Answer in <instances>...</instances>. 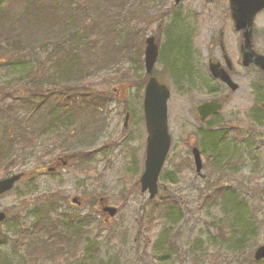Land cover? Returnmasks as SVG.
Here are the masks:
<instances>
[{
    "label": "rangeland",
    "instance_id": "rangeland-1",
    "mask_svg": "<svg viewBox=\"0 0 264 264\" xmlns=\"http://www.w3.org/2000/svg\"><path fill=\"white\" fill-rule=\"evenodd\" d=\"M227 6L228 0H185L178 6L174 0H149L148 8L140 9L146 13L145 19H135L133 11L128 14L129 26L138 24L141 29L130 51L138 48L140 53L122 64L121 72H129L131 79L119 82L121 73L114 76L109 69L89 84V89L104 99V106L96 111L99 134L90 147L78 156L70 150L69 154L58 153L41 162L39 146L31 154L20 151L23 156H15L7 168L8 174L21 171L25 175L13 190L0 197V210L8 211V219L0 225V264H264V260L254 259L255 249L264 245V121H255L264 120V108L259 109L264 105V74L242 65V37L227 16ZM179 13L184 22H179L175 30L192 34L193 64L208 78V88L189 92L183 80L181 87L185 89L178 88L165 68L171 57L165 50L170 29L165 33L164 25L169 26L170 16ZM150 19L153 22L148 24ZM160 22L163 30L157 26ZM255 26L264 27V13L257 16ZM150 35L156 37L160 53L164 47L154 74L171 90L168 119L172 137L158 180L159 192L152 201L140 185L147 144L144 40ZM221 44L234 63L233 79L239 84L236 91L209 77L207 62L221 61ZM13 74L8 64H0V116L13 102L11 98L6 102L8 96L3 94L4 87L9 91ZM213 97L225 98L223 108L215 117L201 122L197 106ZM205 129L223 130L227 141L222 143L234 152L232 165L221 176L208 168L213 158L202 136ZM81 130L73 131L65 144L72 148L79 144ZM1 133L2 128L0 139ZM208 137L212 139V135ZM195 146L203 157L200 172L196 171L192 153ZM8 174L0 170V178ZM214 186L226 188L229 194L234 190L238 199L230 200L228 206L220 203L222 193L214 191ZM213 192L218 193L214 195L216 201H212ZM106 206L116 208V214L110 217L103 210ZM48 209L49 216L40 222ZM235 212L246 216L247 229H233L232 224L241 223L233 216ZM62 218H84L87 224L78 242L68 245L66 238H59L63 255H53L56 248L52 246L51 258L40 253L35 260L18 246L16 240L22 229L34 225L44 243L51 245L64 229ZM46 224L53 225L52 231H44Z\"/></svg>",
    "mask_w": 264,
    "mask_h": 264
},
{
    "label": "trees",
    "instance_id": "trees-1",
    "mask_svg": "<svg viewBox=\"0 0 264 264\" xmlns=\"http://www.w3.org/2000/svg\"><path fill=\"white\" fill-rule=\"evenodd\" d=\"M147 2L149 0H0V64H8L14 71L9 91L4 87L3 92L8 96L6 102L9 98L13 102L2 110L0 116V170L4 174H8L7 168L11 167L12 160L20 155V151L23 155L31 154L34 148L40 146L42 156L39 159L42 162L58 153L69 154L70 150L76 151L78 156L90 147V142L99 134L96 111L104 106V99L103 95L91 91L89 84L109 69L114 76L121 73L119 82L131 79L129 72H121L122 64L134 53H140L138 48L131 52L130 45L136 42L141 29L138 24L129 26L126 18L133 11L135 19H145L146 13L140 9L148 8ZM181 19L180 13L179 16L173 14L170 25H164L165 33L170 29L165 50L171 57L165 68L178 88L182 86V80L189 92L196 88H208V78L205 79L199 72L201 68L197 71L193 64L192 34L189 36L186 31L180 33L175 30L179 22H184ZM152 22L153 19L147 21L148 24ZM163 50L164 47L159 59L163 58ZM209 77L216 81L211 75ZM144 78H147L146 74ZM19 100H22L21 103ZM255 121L264 120L256 118ZM79 128L83 131L82 135L80 132L76 135L83 136L77 141L79 144L76 143L74 148L66 145L67 137ZM204 133V142L208 143L213 158L208 168L219 171L221 176L229 164L232 165L234 152L222 143L227 141L223 130L211 132L205 129ZM208 135H212V139ZM42 139L46 141L41 142ZM79 148L83 150L79 151ZM218 158L222 160L217 161ZM214 189L222 193L220 203L227 206L230 200L238 199L234 190L229 194L226 188L214 186ZM215 194L218 195L213 192L212 201L218 198L214 199ZM224 208L228 211L226 206ZM237 213L233 216L241 219L242 225L236 222V225L232 224L233 229H247L246 216ZM48 216L49 209L39 221L45 222ZM62 219L64 229L55 235L51 245L44 243L43 235L34 225L30 229H22L20 238L16 240L18 246H23L35 260L40 253L49 254L52 246L56 248L53 255L62 254L63 243L60 246L59 238H66L65 242L68 241L69 245L70 242H78L86 232L84 229H87L84 218ZM51 228V224L43 226L47 232L52 231ZM37 244L41 247L40 251Z\"/></svg>",
    "mask_w": 264,
    "mask_h": 264
},
{
    "label": "water",
    "instance_id": "water-1",
    "mask_svg": "<svg viewBox=\"0 0 264 264\" xmlns=\"http://www.w3.org/2000/svg\"><path fill=\"white\" fill-rule=\"evenodd\" d=\"M174 1L178 5L183 0ZM229 4L234 29L242 32L243 40L240 49L244 66L255 64L264 71V56L257 54L253 47V24L256 16L264 10V0H229ZM145 44L144 62L148 80L145 87L143 109L147 144L140 185L141 191L148 192L149 198L154 199L159 192V176L165 165L172 142L168 119V103L171 91L166 84L161 83L152 75L159 55V45L155 36H148L145 39ZM209 70L214 78L224 82L231 90L236 91L238 89V84L233 81L230 74L219 62H210ZM221 107L222 103L216 98L198 105L197 109L201 121H205L211 115L216 114ZM192 152L196 170L200 172L203 168L201 151L197 147H193ZM21 177L22 174H14L0 179V195L10 191ZM73 201L76 202V199ZM103 210L108 212L110 216H114L117 212L116 208L108 206L104 207ZM5 219L6 213L0 212V222ZM254 258L264 260V245L255 250Z\"/></svg>",
    "mask_w": 264,
    "mask_h": 264
},
{
    "label": "flooded vegetation",
    "instance_id": "flooded-vegetation-1",
    "mask_svg": "<svg viewBox=\"0 0 264 264\" xmlns=\"http://www.w3.org/2000/svg\"><path fill=\"white\" fill-rule=\"evenodd\" d=\"M227 9H228V18L232 20V17H231V10H230V5H229V0H228V6H227ZM264 13V10H262L257 16L261 15ZM257 18V17H256ZM255 18V20H256ZM233 22V21H232ZM234 24V23H233ZM161 30L163 25L162 23H159L157 25ZM237 33L240 34V36L242 37V32L241 31H236ZM156 38V37H155ZM157 42V40H156ZM264 27L261 29V28H257L256 26H254L253 28V47H254V50L257 52V54H260V55H263L264 56ZM240 49V47H239ZM240 53H241V49H240ZM241 56H242V53H241ZM243 61V60H242ZM210 62H219L221 63V65L226 69V71L230 74V76L233 78V72H234V63L232 61V59L229 57V55L226 53V49L224 47V45L221 44V61L220 60H213V59H210V61H208V67H209V63ZM230 64V65H229ZM243 65V64H242ZM244 66V65H243ZM255 67L257 68L258 70H260L263 74L264 72L260 69V67H258L257 65L255 64H251L245 68H249V67ZM216 98V97H214ZM262 107H264L262 105ZM219 113V112H218ZM218 113L210 116L207 120L215 117ZM206 120V121H207ZM5 211V213L7 214V217H8V211L7 210H3Z\"/></svg>",
    "mask_w": 264,
    "mask_h": 264
},
{
    "label": "bare ground",
    "instance_id": "bare-ground-1",
    "mask_svg": "<svg viewBox=\"0 0 264 264\" xmlns=\"http://www.w3.org/2000/svg\"><path fill=\"white\" fill-rule=\"evenodd\" d=\"M254 26H255V20H254V24H253V28H254ZM157 61H159V58L157 59ZM157 61H156V63H157ZM156 63H155V65H156ZM148 80V78L146 79V81ZM199 150H201L198 146H196ZM171 149V148H170ZM169 152H170V150H169ZM169 152H168V154H167V157H168V155H169ZM14 174H22V175H25V172H15V173H13V174H8V175H6V176H4L3 178H6V177H10L11 175H14Z\"/></svg>",
    "mask_w": 264,
    "mask_h": 264
}]
</instances>
